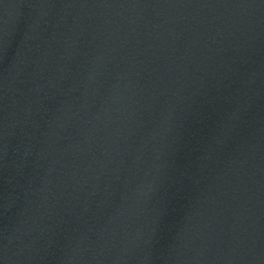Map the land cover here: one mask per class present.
<instances>
[{
  "label": "water",
  "instance_id": "95a60500",
  "mask_svg": "<svg viewBox=\"0 0 264 264\" xmlns=\"http://www.w3.org/2000/svg\"><path fill=\"white\" fill-rule=\"evenodd\" d=\"M0 264H264V0H0Z\"/></svg>",
  "mask_w": 264,
  "mask_h": 264
}]
</instances>
